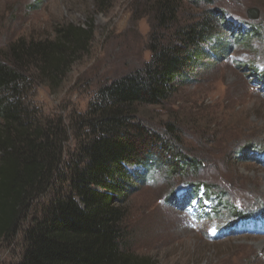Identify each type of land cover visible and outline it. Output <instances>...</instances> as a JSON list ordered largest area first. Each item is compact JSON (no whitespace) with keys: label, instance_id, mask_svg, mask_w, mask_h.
<instances>
[{"label":"trees","instance_id":"obj_1","mask_svg":"<svg viewBox=\"0 0 264 264\" xmlns=\"http://www.w3.org/2000/svg\"><path fill=\"white\" fill-rule=\"evenodd\" d=\"M106 2L98 0V9ZM181 8V0H144L147 61L98 86L85 110L65 117L45 114L33 92L59 89L90 50L91 23H59L52 37H19L0 50V241L27 223L21 258L11 264H155L129 246L126 200L162 153L178 162L172 172L185 174L201 162L177 146L173 124H165L163 136L138 109L159 106L195 81L199 68L225 50L219 29L232 28L213 9L181 23ZM236 209L227 207L232 220L251 217Z\"/></svg>","mask_w":264,"mask_h":264},{"label":"rangeland","instance_id":"obj_2","mask_svg":"<svg viewBox=\"0 0 264 264\" xmlns=\"http://www.w3.org/2000/svg\"><path fill=\"white\" fill-rule=\"evenodd\" d=\"M97 1L0 0V50L19 37H52L59 23L94 28L90 50L59 89L35 88L45 114L85 110L98 86L141 68L149 57L144 0H107L103 10ZM181 3V23L213 9L234 29H219L225 50L199 68L195 81L182 83L159 106L139 107L141 120L163 136L165 124H173L177 146L201 163L184 174L170 171L178 163L171 152L155 159L126 200L127 240L155 264H264L257 246L264 243V0ZM249 8L257 18H248ZM228 206L251 217L232 220ZM26 224L0 241V264L21 258Z\"/></svg>","mask_w":264,"mask_h":264},{"label":"water","instance_id":"obj_3","mask_svg":"<svg viewBox=\"0 0 264 264\" xmlns=\"http://www.w3.org/2000/svg\"><path fill=\"white\" fill-rule=\"evenodd\" d=\"M258 11L255 8H249L247 10V15L249 19L257 18Z\"/></svg>","mask_w":264,"mask_h":264},{"label":"bare ground","instance_id":"obj_4","mask_svg":"<svg viewBox=\"0 0 264 264\" xmlns=\"http://www.w3.org/2000/svg\"><path fill=\"white\" fill-rule=\"evenodd\" d=\"M260 248L262 247L264 249V243L261 241L260 243L257 244Z\"/></svg>","mask_w":264,"mask_h":264}]
</instances>
